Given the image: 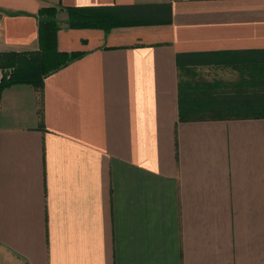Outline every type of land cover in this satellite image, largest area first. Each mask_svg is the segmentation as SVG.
<instances>
[{
    "label": "crops",
    "instance_id": "crops-1",
    "mask_svg": "<svg viewBox=\"0 0 264 264\" xmlns=\"http://www.w3.org/2000/svg\"><path fill=\"white\" fill-rule=\"evenodd\" d=\"M47 7L143 22L60 10L80 57L1 93L0 264H264V117L183 116L180 74L264 51V0H0V54L38 51Z\"/></svg>",
    "mask_w": 264,
    "mask_h": 264
},
{
    "label": "trees",
    "instance_id": "trees-1",
    "mask_svg": "<svg viewBox=\"0 0 264 264\" xmlns=\"http://www.w3.org/2000/svg\"><path fill=\"white\" fill-rule=\"evenodd\" d=\"M60 10L68 13V27L72 29H102L105 31L117 27L140 24L142 21L134 13H127L119 8H57L47 7L41 9L40 15V49L28 53H3L0 54V95L4 89L16 84H30L41 89L44 78L53 72L65 67L80 54H67L59 52L57 34L60 29L57 15ZM261 58L260 60H257ZM240 72L241 79L233 84L234 90H224L220 96H214V83L195 84L194 89H206L205 96H192L191 107L188 108L190 117L212 116H250L264 117L262 112H243L248 109H264V51L254 56L243 57L239 64L231 65ZM235 85H237L235 87ZM234 111L226 114L222 111ZM186 111V110H185ZM185 115L184 113L182 114ZM189 117V118H190Z\"/></svg>",
    "mask_w": 264,
    "mask_h": 264
},
{
    "label": "rangeland",
    "instance_id": "rangeland-1",
    "mask_svg": "<svg viewBox=\"0 0 264 264\" xmlns=\"http://www.w3.org/2000/svg\"><path fill=\"white\" fill-rule=\"evenodd\" d=\"M223 57V56H222ZM224 64H208V65H201L197 66L193 69L192 72H189V74H185L186 70L183 66L181 67V83H182V107L184 110H188L189 107H191L192 103V96H193V83H188L187 80H191L193 82L199 83L204 82L207 83H214L215 87H218L219 89L223 90H234L233 84H236L240 81L241 75L238 69L232 67L233 64H239V62H242L243 56H234V55H228L223 58ZM261 58H258L257 60H260ZM3 73L1 70L0 75ZM2 76V75H1ZM217 81V82H216ZM237 85H235L236 87ZM225 92V91H224ZM223 92V93H224ZM262 112L264 113V109H248L244 111H239V113L243 112ZM224 115L226 114H232L234 111H222ZM193 114H185L184 116H192ZM209 114L208 116H210Z\"/></svg>",
    "mask_w": 264,
    "mask_h": 264
}]
</instances>
